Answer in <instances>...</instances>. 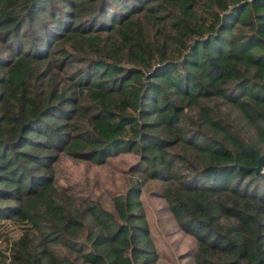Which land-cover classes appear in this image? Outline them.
I'll use <instances>...</instances> for the list:
<instances>
[{"label": "trees", "instance_id": "1", "mask_svg": "<svg viewBox=\"0 0 264 264\" xmlns=\"http://www.w3.org/2000/svg\"><path fill=\"white\" fill-rule=\"evenodd\" d=\"M121 153L111 209L56 178ZM146 181L194 264H264V0H0V264H156Z\"/></svg>", "mask_w": 264, "mask_h": 264}, {"label": "rangeland", "instance_id": "2", "mask_svg": "<svg viewBox=\"0 0 264 264\" xmlns=\"http://www.w3.org/2000/svg\"><path fill=\"white\" fill-rule=\"evenodd\" d=\"M136 160L134 153H121L110 157L104 164H96L74 160L64 154L56 163V178L59 183L74 187L78 194L92 196L111 209L112 198L124 192L134 178L130 167ZM159 186L157 181H146L141 192L150 235L157 252L156 264H194L192 249L195 241L177 227L166 202L157 195ZM9 228L10 235L15 233L12 226ZM3 247L4 243H0V248Z\"/></svg>", "mask_w": 264, "mask_h": 264}, {"label": "water", "instance_id": "3", "mask_svg": "<svg viewBox=\"0 0 264 264\" xmlns=\"http://www.w3.org/2000/svg\"><path fill=\"white\" fill-rule=\"evenodd\" d=\"M255 172H261L262 171V166L260 163V160H258V164L255 167H251Z\"/></svg>", "mask_w": 264, "mask_h": 264}]
</instances>
